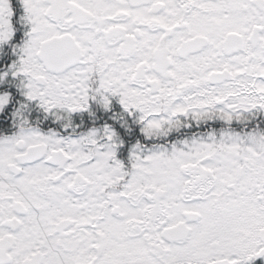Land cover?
<instances>
[{
  "label": "snow or ice",
  "instance_id": "6c2138e0",
  "mask_svg": "<svg viewBox=\"0 0 264 264\" xmlns=\"http://www.w3.org/2000/svg\"><path fill=\"white\" fill-rule=\"evenodd\" d=\"M0 264H264V0H0Z\"/></svg>",
  "mask_w": 264,
  "mask_h": 264
}]
</instances>
